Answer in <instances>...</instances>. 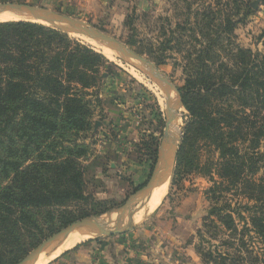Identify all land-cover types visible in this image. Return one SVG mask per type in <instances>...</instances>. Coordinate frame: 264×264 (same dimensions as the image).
<instances>
[{
	"label": "trees",
	"instance_id": "16d2710c",
	"mask_svg": "<svg viewBox=\"0 0 264 264\" xmlns=\"http://www.w3.org/2000/svg\"><path fill=\"white\" fill-rule=\"evenodd\" d=\"M248 1L212 0L169 37L158 27L155 37L129 43L158 66L174 52L184 62L180 92L190 119L174 177L195 172L212 184L197 247L205 264H264V54L234 41L255 13ZM112 64L47 25L0 22V264H18L61 229L113 209L87 192L90 148L78 142L92 126L90 91ZM204 149L217 160L203 163Z\"/></svg>",
	"mask_w": 264,
	"mask_h": 264
},
{
	"label": "rangeland",
	"instance_id": "374dc122",
	"mask_svg": "<svg viewBox=\"0 0 264 264\" xmlns=\"http://www.w3.org/2000/svg\"><path fill=\"white\" fill-rule=\"evenodd\" d=\"M15 1L74 17L135 50H138L137 47H132L129 43L132 38L138 39L137 34L151 39L158 34V27H164L169 37L170 31L184 22L188 14L191 21H195L194 14L212 3V0H190L193 6L188 10L183 0H103L102 11L94 15L60 0ZM255 1L257 0L248 2L251 4ZM0 3L5 2L0 0ZM71 36L84 42L79 36ZM235 37L237 45L264 54L263 2L245 23L237 27ZM144 56L150 59L147 55ZM109 61L113 63V67L108 76L90 91L89 98L96 102L92 126L81 134L78 142L85 143L90 148L89 155L83 162L87 192L96 200L105 202V207L113 208L99 217L100 221L112 222L113 227L118 214H109L122 207L130 196L142 188L155 169L166 126V95L160 87L163 96L158 97L154 93L151 89V84L154 83L135 68L137 62L134 60H129L132 64L124 63L121 58ZM160 69L177 87L184 86L186 75L179 53L169 54L167 64L160 66ZM107 70V67H103L100 73L103 75ZM189 119V113L183 107L178 111V120L174 123L178 122L175 126L180 128L179 131L173 129L174 124L172 126V132L180 136V146ZM96 121L102 124L93 135ZM151 146L157 148L156 160L150 156ZM261 151H264V146ZM217 157L214 150L208 152L204 149L202 152L203 163L216 161ZM175 169L170 177L168 192L158 209L146 216L141 223L133 224L136 225L134 230L123 234L139 230L138 235L144 237L147 252L143 264H205L198 255L197 247L200 244L199 230L203 228L204 218L210 208L205 192L212 184L207 177L195 172L174 177ZM232 205L237 207V200L232 201ZM92 208L97 209V206ZM237 209L243 211L239 207ZM243 215L247 217L246 213ZM249 243L256 254H262L257 240L249 239Z\"/></svg>",
	"mask_w": 264,
	"mask_h": 264
},
{
	"label": "water",
	"instance_id": "95a60500",
	"mask_svg": "<svg viewBox=\"0 0 264 264\" xmlns=\"http://www.w3.org/2000/svg\"><path fill=\"white\" fill-rule=\"evenodd\" d=\"M262 0H257L252 4V7L257 10ZM2 13H15L22 14L34 19V21H26L47 25L54 29L60 30L66 34L75 35L79 37L90 38L98 41L102 44L107 45L111 49L117 51L124 63L132 64L129 60L132 59L136 63L135 68L138 69L147 79L152 83L158 85L166 93V126L162 137L161 144L158 149V157L155 169L147 181V183L136 191L132 196L128 198L125 204L115 212L118 214L115 224L111 227L112 222L106 223L100 221V218H86L75 222L57 233L50 236L48 239L43 241L38 247L30 252L21 262L18 264H33L37 263L40 259L46 256L51 247L60 240H66L70 235L82 232L88 229H92L96 234V237L79 244L74 249L66 251L55 261L62 256L75 250L81 245L88 242L99 240L100 238H110L118 235L126 234L136 228V225H132V218L134 217L135 208L143 204L152 192L166 179L173 175L177 156L180 147V136L175 135L172 132V126L176 120H178V111L184 107L183 99L181 96L180 88L177 87L168 77L167 74L163 73L160 66L152 62L146 56L138 53L137 50L129 47L127 44L122 43L118 39L109 36L108 34L100 31L96 27L87 24L81 20L75 19L74 17L65 15L54 10L35 6L24 2H5L0 3V14ZM111 69L109 66L106 73L98 78L103 80L108 76ZM172 93H176L177 100L173 102L171 99ZM101 122L96 121L94 124L93 135L96 134ZM129 214V215H128ZM128 216V221H126ZM130 219V220H129ZM53 261V262H55ZM52 262V263H53ZM51 263V264H52Z\"/></svg>",
	"mask_w": 264,
	"mask_h": 264
},
{
	"label": "crops",
	"instance_id": "0c3cea01",
	"mask_svg": "<svg viewBox=\"0 0 264 264\" xmlns=\"http://www.w3.org/2000/svg\"><path fill=\"white\" fill-rule=\"evenodd\" d=\"M60 1L94 15L102 11L104 4L103 0ZM138 232L88 242L52 264H143L147 242Z\"/></svg>",
	"mask_w": 264,
	"mask_h": 264
},
{
	"label": "bare ground",
	"instance_id": "6f19581e",
	"mask_svg": "<svg viewBox=\"0 0 264 264\" xmlns=\"http://www.w3.org/2000/svg\"><path fill=\"white\" fill-rule=\"evenodd\" d=\"M10 21H34L36 22L34 19H31L30 17L26 15H22V14H15V13L0 14V22H10ZM80 39H82L85 43H87L92 48H94L96 51H98V53L103 54L106 58H108L111 61H116V59H120V58L122 59L121 55L117 51L111 49L105 44H102L90 38L80 37ZM151 89L154 91L156 95H158V97L163 96V94L160 91L159 86H156L155 84H151ZM164 94L166 95L165 91H164ZM171 99L173 102H176L177 95L175 93H172ZM176 124H174L173 129H175V131L176 130L179 131L180 128L179 127L176 128L175 126ZM169 183H170V179L166 178L152 192V194L148 197V199L143 204L135 208L136 210L134 209L135 210L134 217L131 219L132 225L135 223L137 224L141 223L146 216L154 213L158 209V207L161 205L163 199L165 198L168 192ZM95 237H96V234L94 233L92 229H88L82 232L72 234L66 240H60L56 244H54L46 256L40 259L37 263H33V264H50L53 261H55L58 257H60L63 253H65L66 251L74 249L79 244L89 241L90 239H93Z\"/></svg>",
	"mask_w": 264,
	"mask_h": 264
}]
</instances>
